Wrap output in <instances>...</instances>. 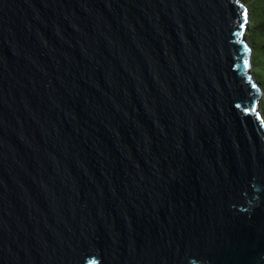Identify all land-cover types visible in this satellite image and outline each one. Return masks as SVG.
I'll list each match as a JSON object with an SVG mask.
<instances>
[{
    "label": "water",
    "instance_id": "1",
    "mask_svg": "<svg viewBox=\"0 0 264 264\" xmlns=\"http://www.w3.org/2000/svg\"><path fill=\"white\" fill-rule=\"evenodd\" d=\"M242 10L0 0V264H264Z\"/></svg>",
    "mask_w": 264,
    "mask_h": 264
},
{
    "label": "trees",
    "instance_id": "2",
    "mask_svg": "<svg viewBox=\"0 0 264 264\" xmlns=\"http://www.w3.org/2000/svg\"><path fill=\"white\" fill-rule=\"evenodd\" d=\"M240 3L246 8L249 15L246 39L251 46V57L248 60V68L253 65L252 75L259 92L257 103L262 106L264 114V0H240ZM255 48H258L260 52V66H256L255 63ZM257 103L253 111L258 107Z\"/></svg>",
    "mask_w": 264,
    "mask_h": 264
},
{
    "label": "rangeland",
    "instance_id": "3",
    "mask_svg": "<svg viewBox=\"0 0 264 264\" xmlns=\"http://www.w3.org/2000/svg\"><path fill=\"white\" fill-rule=\"evenodd\" d=\"M246 33V32H245ZM246 35V34H245ZM259 49L258 48H255V63H256V66H260L261 63H260V57H259ZM252 70H253V65H251V67H249V72L252 73ZM257 110L258 112H262V106L260 104H258V107H257Z\"/></svg>",
    "mask_w": 264,
    "mask_h": 264
},
{
    "label": "snow or ice",
    "instance_id": "4",
    "mask_svg": "<svg viewBox=\"0 0 264 264\" xmlns=\"http://www.w3.org/2000/svg\"><path fill=\"white\" fill-rule=\"evenodd\" d=\"M246 23H247V12L242 10L241 27L243 28ZM245 51L247 52V51H249V49L245 48ZM244 66L245 67H248L249 66L247 59H245V61H244Z\"/></svg>",
    "mask_w": 264,
    "mask_h": 264
}]
</instances>
